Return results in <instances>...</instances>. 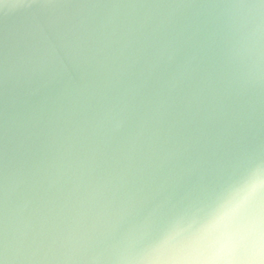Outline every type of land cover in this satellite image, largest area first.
<instances>
[{
	"label": "water",
	"instance_id": "95a60500",
	"mask_svg": "<svg viewBox=\"0 0 264 264\" xmlns=\"http://www.w3.org/2000/svg\"><path fill=\"white\" fill-rule=\"evenodd\" d=\"M0 264H264V0H0Z\"/></svg>",
	"mask_w": 264,
	"mask_h": 264
}]
</instances>
